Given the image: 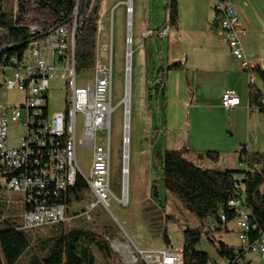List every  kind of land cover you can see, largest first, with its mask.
<instances>
[{"label": "built area", "instance_id": "1", "mask_svg": "<svg viewBox=\"0 0 264 264\" xmlns=\"http://www.w3.org/2000/svg\"><path fill=\"white\" fill-rule=\"evenodd\" d=\"M20 1L26 6L34 3L32 0H16L15 10ZM107 2L108 0L87 2L90 11L96 3L99 4V18L96 64L90 72L93 80L84 89L77 87L76 72V39L80 27L82 0H76L71 27L57 26L44 39L32 41L22 58L13 56L8 64L0 65V88L16 90L25 96V104L14 107L11 115L8 107L0 108V175L3 171L13 172L10 179H4L3 185L7 192L22 198L20 229L23 231L39 230L57 224L70 225L81 220L90 222L93 220L94 211L98 208L108 210L110 200L115 198L111 190L110 142L111 116L114 111L112 51L108 52L106 47L104 53L100 52ZM125 5L126 14H131L132 3L126 1ZM117 6L119 4L111 9V33L113 13ZM214 9L232 56L248 72L249 83L254 84L255 68L240 43L241 30L235 7L227 0H217ZM169 19L168 13L166 27L162 31L147 30L144 37L165 38L170 32ZM51 26H54L53 22ZM128 44L131 45V38L128 39ZM126 57L127 87L123 100L122 140L124 180L122 198L118 200L123 206H126L127 201L125 194L129 159L131 51H127ZM56 76L67 84V107L64 113H57L50 120L49 113L46 118L42 114L47 105L44 95L49 92L50 81ZM221 104L226 110H231L240 105V99L234 91H227L222 96ZM23 115L25 134L20 138L17 147H11L8 143L10 126L20 123ZM79 115L83 120L81 144L92 150V169L89 177L83 175L76 156ZM99 131L108 132L106 146L97 144L96 136ZM78 177L86 182L90 194L88 205L79 212L75 211V208L69 209L61 199L62 193L76 185ZM229 205L238 213L239 246L246 253H260L264 260V235L251 244L247 235L251 229L247 211L241 207L240 201L231 200ZM222 220L225 221L224 216ZM114 243L111 248L125 264H185L184 245H172L154 252H144L133 245L126 253L125 249L130 247Z\"/></svg>", "mask_w": 264, "mask_h": 264}, {"label": "trees", "instance_id": "2", "mask_svg": "<svg viewBox=\"0 0 264 264\" xmlns=\"http://www.w3.org/2000/svg\"><path fill=\"white\" fill-rule=\"evenodd\" d=\"M32 1L34 3L29 6L20 1L15 10V0H0V65L8 64L13 56L22 58L32 41L44 39L57 26L71 27L76 0ZM88 1L82 0L79 13L80 27L76 39L78 75L92 72L96 64L99 4L96 3L90 11ZM166 11L170 16V25L175 26L178 20L176 0L168 3ZM52 22L54 26H51ZM178 68L180 65L176 64L170 66L169 70ZM255 73L264 85V71L257 70ZM162 85L163 83L157 85V88ZM44 97L47 105L42 114L46 118L49 113L48 93H45ZM248 99L249 107L264 116V95L255 83L250 84ZM199 158L216 163L220 159V154L208 151L200 154ZM161 161L164 189L179 200L184 209L201 224V227L187 228L184 231L185 264H214L211 256L200 250L199 246L203 237L215 246L216 242L211 239V234L222 231L228 233V225L237 221L238 213L229 205L231 200L240 201L241 207L249 215L251 224V229L247 233L249 242L253 244L264 235V149L249 152L246 146H242L239 161L245 165V169L241 170L201 168L177 150H167ZM12 176V171L2 172L0 192L5 189L4 179H10ZM88 192L86 182L78 177L76 185L62 193L61 199L69 209L75 208V211H79L84 209L83 203L88 199ZM155 195L158 196V192H155ZM8 210V204L0 199V264H20L23 257H28V264H96L94 250L100 253L106 264H123L105 237L83 225L71 229H67L64 224L47 227L49 235L37 237L34 244L33 235L41 229L21 230V217L20 223L12 218H3ZM148 211L154 212L146 208L145 212ZM155 215L163 219L160 212ZM222 216L225 217V221L222 220ZM166 220L173 221L171 217ZM206 226L209 228L208 232H204ZM159 233H162L165 244L171 245L167 232L161 230ZM215 248L225 264H247L249 253L242 247L220 242Z\"/></svg>", "mask_w": 264, "mask_h": 264}, {"label": "rangeland", "instance_id": "3", "mask_svg": "<svg viewBox=\"0 0 264 264\" xmlns=\"http://www.w3.org/2000/svg\"><path fill=\"white\" fill-rule=\"evenodd\" d=\"M121 1L126 2L129 0H108L107 2L108 13L104 16L103 25L105 32L101 37L102 42L100 49L101 53L106 51V47L108 48V52L109 50L112 51V107L114 111L111 116L110 142L112 148L111 190L115 198L110 200L108 210L98 208L94 211L92 213V221L87 222L83 220L82 223L78 221L66 225L65 227L71 229L83 225L92 232L105 237V240L110 243L111 247L114 241L116 243H122L126 247H130L125 249L126 253L131 250L133 245L141 251L154 252L172 245L182 246L184 242V231L187 230V228L196 229L201 227L197 219L184 209L179 200L166 192L161 178V157L164 156L167 150L172 149L174 140L187 137L189 128L186 119L185 121L180 120V123L175 126L168 128L165 126L164 132H162L161 117L165 115L164 101L160 97L158 99L155 89H151L154 80L152 75H147L146 70L148 65L151 72H153L154 64L157 61V55L162 51V43L156 38L144 40L142 36H140L136 3L134 10L132 7L131 14L125 13L124 6H117L113 13L111 33L110 11L113 6L115 7L117 3ZM160 1V8L155 4V10H158V13L155 15L158 19L156 24L162 26L168 15L166 6L170 0ZM178 1L181 2V0ZM153 2L156 3L157 1L153 0ZM179 9H181L180 5ZM129 38H131L130 46L128 44ZM127 51H131L132 58L130 63L127 201L126 206H123L118 200L122 198V184L124 180L122 140L124 127L123 100L125 99L127 87ZM92 80L93 75L90 73L79 74L77 77V87L84 89ZM67 93V84L59 76H56L50 81L48 92L50 120L57 113H64L66 111ZM24 100L25 96L23 93L16 90L0 88V105L8 107L10 115L12 109L15 106L20 107ZM24 120L25 115H23V119L20 123L10 126L8 143L11 147H17L20 138L25 134L26 129L23 124ZM82 127L83 120L79 115L76 156L83 175L89 177L92 169V150L81 144ZM96 137L98 145H107L108 132L99 131ZM197 166L200 167V165ZM155 192H158V196L155 195ZM87 197L88 199L83 203L84 208L88 205L90 200L89 193ZM0 199L8 204L9 209L5 212L3 218H12L20 223L22 214V205L20 204L21 197L3 189L0 192ZM146 208L152 209L154 212H145ZM158 212L163 216V219L155 215V213L157 214ZM168 217H171L173 221H167L166 219ZM228 228V233L222 231L211 234V239L213 238L212 240L216 242L215 246L220 242L229 246L237 247L240 245L237 221L231 222ZM204 229V232L209 231L208 226L204 227ZM161 230L167 232L171 245L168 246L165 244L162 233H159ZM106 231H108V233H105ZM35 233L36 234L33 235L34 244L36 243L37 237L48 236L49 230L48 228H43ZM116 243H114V245H116ZM215 246L203 237L199 249L207 252L213 259L214 264H224V259L218 255ZM114 253L116 252L114 251ZM94 254L96 257V264H106L97 250H94ZM28 260V257H23L20 264H28ZM247 261V264H264V260L258 252H250L247 255ZM123 264L125 263L123 262Z\"/></svg>", "mask_w": 264, "mask_h": 264}, {"label": "crops", "instance_id": "4", "mask_svg": "<svg viewBox=\"0 0 264 264\" xmlns=\"http://www.w3.org/2000/svg\"><path fill=\"white\" fill-rule=\"evenodd\" d=\"M129 1L133 10L137 4L142 39L156 38L162 43L153 72L148 65L146 68L147 75H152L154 80L151 89H155L158 99L164 101L162 132L165 126L188 121L187 137L174 140L169 150L180 151L186 159L205 169H245L239 161V151L242 146L249 152L263 151L264 116L249 107L248 72L230 52L214 9L217 0H176L178 20L175 26L170 25V32L163 39L144 37L147 30L162 31L166 27L167 16L162 26L156 24L155 4L160 8L161 1ZM227 1L239 16L240 43L245 55L252 61L255 71H264V0ZM117 4L124 6L126 13L125 1ZM176 64L180 68L169 70ZM161 83L163 85L157 88ZM255 84L264 95V85L257 74ZM227 91H234L240 99V105L231 110L221 104ZM24 104L25 100L20 106ZM208 151L218 152L219 161L214 163L199 158Z\"/></svg>", "mask_w": 264, "mask_h": 264}, {"label": "bare ground", "instance_id": "5", "mask_svg": "<svg viewBox=\"0 0 264 264\" xmlns=\"http://www.w3.org/2000/svg\"><path fill=\"white\" fill-rule=\"evenodd\" d=\"M127 169V168H126ZM126 181H127V176H126ZM125 198H127V194H125Z\"/></svg>", "mask_w": 264, "mask_h": 264}]
</instances>
